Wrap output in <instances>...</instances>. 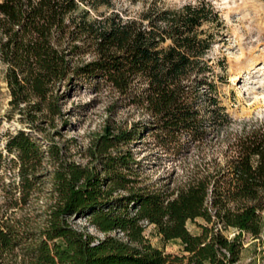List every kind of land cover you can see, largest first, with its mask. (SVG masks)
<instances>
[{
	"label": "trees",
	"instance_id": "16d2710c",
	"mask_svg": "<svg viewBox=\"0 0 264 264\" xmlns=\"http://www.w3.org/2000/svg\"><path fill=\"white\" fill-rule=\"evenodd\" d=\"M224 27L210 0L152 6L139 15H124L114 0H0L9 119L19 114L37 128L59 113L60 88L82 82L115 92L149 117L131 128L108 124L84 151L85 163L52 143L46 225L32 230L0 221V264H236L244 235L263 236L264 120L228 132L224 160L176 192L147 183L131 148L151 131L163 149L178 153L231 126L209 58ZM5 149L19 161L26 200L40 177V145L21 128ZM3 162L0 148V171ZM73 216L88 218L106 236L95 240L71 223ZM198 218L205 223L195 234L187 223ZM149 224L165 241L180 240L183 254L153 246L145 236ZM230 228L238 231L232 238L224 234Z\"/></svg>",
	"mask_w": 264,
	"mask_h": 264
},
{
	"label": "rangeland",
	"instance_id": "374dc122",
	"mask_svg": "<svg viewBox=\"0 0 264 264\" xmlns=\"http://www.w3.org/2000/svg\"><path fill=\"white\" fill-rule=\"evenodd\" d=\"M197 0H114L117 8L127 15H139L148 7L173 8ZM220 11L225 27L212 46V60L218 95L233 118L227 129L210 132L203 143L191 144L181 152H168L157 142L151 131H144L132 145L134 156L140 161L142 177L147 183L176 192L191 181L204 167H214L230 153L229 142L224 141L228 132L251 128L264 120V0H210ZM59 113L37 128H29L19 120V114L9 119L10 94L0 64V148L4 152L0 171V221L9 220L22 227L41 230L47 222V209L53 201L52 164L50 145L57 144L63 154L79 162H87L84 151L91 141L109 124L131 128L135 122L148 119V115L133 106H124L115 92L94 89L82 82L58 91ZM24 128L40 145L43 162L38 170L32 194L24 200L20 191V165L14 154L5 149L11 134ZM217 158V159H216ZM222 158V160H221ZM264 218V212H263ZM71 223L79 230L88 232L95 240L105 233L97 230L84 217L73 216ZM198 218L188 221L192 233H199ZM236 229L224 230L229 238ZM114 234V233H113ZM147 240L155 247L172 255H182L180 240L165 241L154 224L145 229ZM264 233L252 239L244 235L245 249L236 264H264Z\"/></svg>",
	"mask_w": 264,
	"mask_h": 264
}]
</instances>
